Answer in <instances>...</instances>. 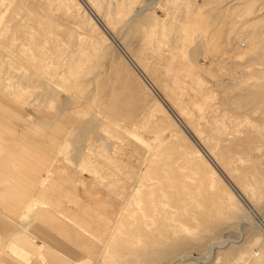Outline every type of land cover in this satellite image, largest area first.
<instances>
[{
	"label": "rangeland",
	"instance_id": "rangeland-1",
	"mask_svg": "<svg viewBox=\"0 0 264 264\" xmlns=\"http://www.w3.org/2000/svg\"><path fill=\"white\" fill-rule=\"evenodd\" d=\"M263 223L264 0H0V252L264 264Z\"/></svg>",
	"mask_w": 264,
	"mask_h": 264
},
{
	"label": "crops",
	"instance_id": "crops-1",
	"mask_svg": "<svg viewBox=\"0 0 264 264\" xmlns=\"http://www.w3.org/2000/svg\"><path fill=\"white\" fill-rule=\"evenodd\" d=\"M106 157V156H105ZM107 158V157H106ZM87 162V161H86ZM83 165H85V166H87V167H89V166H91L92 168L93 167H95L96 169H101L100 171H102L103 173H105L106 172V169H105V165H106V163H105V161H97V162H95V161H93V162H87V163H85V164H83ZM70 172V171H69ZM129 173V171H127V173L126 174H128ZM70 176H71V179L74 177V173H72L71 172V174H70ZM135 176L136 175H133V180H132V182L130 183V184H127V185H125V184H123V183H127L126 182V180H122L123 181V183L121 184V187L122 188H124V187H126V192L128 193V190H129V188L133 185L132 183H134L133 181L135 180ZM77 177H78V179L80 180L81 178V176H79L78 175V173H77ZM70 178V177H69ZM75 179V178H74ZM75 180H77V179H75ZM84 180V179H83ZM72 182H73V179H72ZM73 184L74 185H77L78 187H74L73 186V189H75V191H76V193H75V191H72L71 189L67 192V198L69 199V200H71V201H73L74 200V202L76 203L77 202V199H80L81 200V198H80V196H83V197H86L85 195L87 194V193H85V192H81V193H79L80 191H81V187L79 186V183H76V182H73ZM56 184L55 183H52V185H50L48 188H52V186H55ZM120 187V188H121ZM83 189L85 190V191H88V189L86 188V186H85V184L83 185ZM43 190H41V193H39L42 197H44L43 196ZM121 199V197H118V198H113L112 197V200H110V201H115V203L114 204H110V206H112V205H114L115 207L120 203V200ZM76 200V201H75ZM81 202H84L83 200H81ZM99 203H101V204H99V209L98 210H104L105 209V207H103L104 206V204L105 203H103L101 200L99 201ZM86 208V207H85ZM121 209H122V207H121ZM96 208H93L92 210L90 209V211L89 212H91V213H94V214H96V215H98V212H99V217H101V218H97V220L98 221H100V225L102 226L101 228H99L97 231H99V232H102L103 230H104V226H107V223H109V221H110V219H109V217H106L107 215H105V214H103L102 212L103 211H98ZM67 211H68V213H70V215L71 214H73L74 212L70 209V208H68L67 209ZM110 211H111V213L113 214V212L115 211V208L114 209H112V208H110ZM111 214V215H112ZM73 215H75V214H73ZM72 215V216H73ZM76 217H79V216H77V215H75ZM80 222V221H79ZM81 223V222H80ZM92 234L95 236L96 234L94 233V232H92ZM84 240L83 241H81V244H88L87 242H94V241H91L90 240V238L87 236H84ZM89 244H91V243H89Z\"/></svg>",
	"mask_w": 264,
	"mask_h": 264
},
{
	"label": "bare ground",
	"instance_id": "bare-ground-1",
	"mask_svg": "<svg viewBox=\"0 0 264 264\" xmlns=\"http://www.w3.org/2000/svg\"><path fill=\"white\" fill-rule=\"evenodd\" d=\"M239 194H240V192H239ZM18 233H19V231L18 230H15L14 232H12V234L10 235V237L11 238H14V239H16V240H18L20 242H24V243H27L28 244V242L25 241V239L22 237V235L21 234H18ZM16 250H17V248L14 245L13 251L12 252L9 251V252H11V254H7L5 251H3V252L1 251L0 252V264H19V262H18V259L19 258H17V256H16V254H17V251Z\"/></svg>",
	"mask_w": 264,
	"mask_h": 264
},
{
	"label": "water",
	"instance_id": "water-1",
	"mask_svg": "<svg viewBox=\"0 0 264 264\" xmlns=\"http://www.w3.org/2000/svg\"><path fill=\"white\" fill-rule=\"evenodd\" d=\"M161 99H162V98H161ZM162 101H163L164 105L167 107V109H169V111L171 112V114L177 118L176 113L174 112V110H172V108L169 106V104H168L165 100H163V99H162ZM185 129H186V128H185ZM186 130H187V129H186ZM187 131H188V130H187ZM189 135H191V134H189ZM234 191H235L237 194H239V192H238V190H237L236 188H234ZM241 199L243 200V202H246V200H245L242 196H241Z\"/></svg>",
	"mask_w": 264,
	"mask_h": 264
}]
</instances>
